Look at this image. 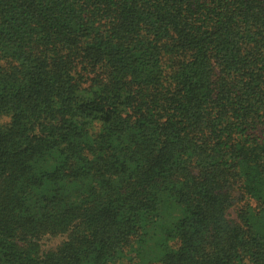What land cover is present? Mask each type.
I'll return each instance as SVG.
<instances>
[{
  "label": "trees",
  "instance_id": "obj_1",
  "mask_svg": "<svg viewBox=\"0 0 264 264\" xmlns=\"http://www.w3.org/2000/svg\"><path fill=\"white\" fill-rule=\"evenodd\" d=\"M0 264H264V0H0Z\"/></svg>",
  "mask_w": 264,
  "mask_h": 264
},
{
  "label": "rangeland",
  "instance_id": "obj_2",
  "mask_svg": "<svg viewBox=\"0 0 264 264\" xmlns=\"http://www.w3.org/2000/svg\"><path fill=\"white\" fill-rule=\"evenodd\" d=\"M59 240H60L59 238H53V237L52 238H47V240L43 241V243L45 245L44 247L45 248H49L51 246H54V245H56L57 242H59Z\"/></svg>",
  "mask_w": 264,
  "mask_h": 264
}]
</instances>
